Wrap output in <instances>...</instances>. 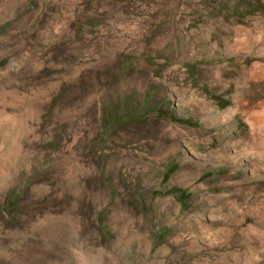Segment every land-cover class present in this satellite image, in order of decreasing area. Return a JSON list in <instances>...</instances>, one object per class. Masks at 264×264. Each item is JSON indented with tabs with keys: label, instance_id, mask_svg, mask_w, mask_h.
<instances>
[{
	"label": "rangeland",
	"instance_id": "1",
	"mask_svg": "<svg viewBox=\"0 0 264 264\" xmlns=\"http://www.w3.org/2000/svg\"><path fill=\"white\" fill-rule=\"evenodd\" d=\"M0 264H264V0H0Z\"/></svg>",
	"mask_w": 264,
	"mask_h": 264
},
{
	"label": "bare ground",
	"instance_id": "2",
	"mask_svg": "<svg viewBox=\"0 0 264 264\" xmlns=\"http://www.w3.org/2000/svg\"><path fill=\"white\" fill-rule=\"evenodd\" d=\"M242 34H243V33H242ZM250 34H252V33H250ZM250 34H249V35H250ZM243 35H244V34H243ZM246 37H247V36H246ZM244 40H245V39H244ZM235 41H236V40H235ZM257 41H259V40H257ZM236 42H237V41H236ZM243 43H244V42H243ZM238 44H239V42H238ZM248 45H249V43H248ZM241 47H243V46H241ZM244 48H245V47H244Z\"/></svg>",
	"mask_w": 264,
	"mask_h": 264
}]
</instances>
